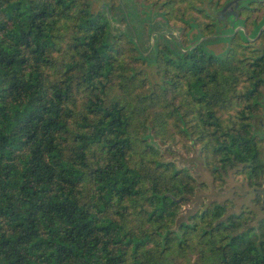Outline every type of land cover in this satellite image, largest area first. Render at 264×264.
<instances>
[{"label":"trees","instance_id":"obj_1","mask_svg":"<svg viewBox=\"0 0 264 264\" xmlns=\"http://www.w3.org/2000/svg\"><path fill=\"white\" fill-rule=\"evenodd\" d=\"M127 2L0 0V264H264V215L219 200L220 168H261L244 111L264 57L223 117L235 56Z\"/></svg>","mask_w":264,"mask_h":264},{"label":"rangeland","instance_id":"obj_2","mask_svg":"<svg viewBox=\"0 0 264 264\" xmlns=\"http://www.w3.org/2000/svg\"><path fill=\"white\" fill-rule=\"evenodd\" d=\"M141 1H154L159 5V8H163L166 10L167 19L169 21L170 29L166 30L171 32L174 35H177L179 38H185V32L188 29L187 21L196 22L198 24L199 30L204 31V36L201 39H211L215 34L226 33L230 31L228 22H224L221 26H216L212 20V17L209 16L206 12L207 9L216 2L218 5H221L224 0H128L127 4H135L136 6H140ZM264 16V0L263 1H253L250 2L247 7H243L240 11L239 17L241 19L238 20V26L246 31L247 37L252 39L249 36L248 31L252 27L254 21L259 20ZM194 31V30H193ZM187 42H195L191 41V39L187 40ZM243 40L238 36H234L229 42H219L212 43L209 41L206 46L209 50L214 51L215 53H221L223 55H233L235 56V60H230L228 62H223L220 70H219V113L222 114L223 117H227L229 115L233 116L245 105V98H240V90L244 88L245 84L249 83L250 78L246 77V68L250 65L248 61L250 60V56L255 53L252 50L250 45H243ZM260 45L258 42L254 43V46ZM230 47L229 49H227ZM226 50L224 53H222ZM224 67H228L229 69L226 71ZM234 73L235 76L232 78V81L236 84L235 90L236 94L231 101L223 102L224 95L223 85H224V76L223 73ZM237 87V88H236ZM264 89V88H263ZM245 112V111H244ZM264 140V138H263ZM260 141V145H264V141ZM178 145L180 141H177ZM173 144V143H172ZM176 145V143H175ZM173 147V146H172ZM180 147V146H178ZM179 150H174V154L179 152L187 155V159H197L198 156L194 154L193 150H185L183 147L178 148ZM190 168L191 172L192 169ZM199 174V172L194 173V175ZM219 175L222 176V180L219 178V200L228 202V210H239V203H235L237 201V194L235 196L232 195V191L236 188L240 190H247L252 186L251 183H247L245 179V174L236 171L235 167L227 168L224 170L222 168L219 171ZM199 176V175H197ZM202 180V179H201ZM225 196H231V198L224 199ZM251 203V202H249ZM189 207L190 209L194 208V205H187L184 207V210ZM191 207V208H190Z\"/></svg>","mask_w":264,"mask_h":264},{"label":"flooded vegetation","instance_id":"obj_3","mask_svg":"<svg viewBox=\"0 0 264 264\" xmlns=\"http://www.w3.org/2000/svg\"><path fill=\"white\" fill-rule=\"evenodd\" d=\"M242 1L246 0H224L221 5H218L216 2H214L216 7H219L216 13L218 22L217 24H214L218 27L223 25L225 21L228 22L230 28L229 32L215 34L213 35V38L208 40L201 39L204 36V34H202L198 37L197 40H194V37L192 36L197 31V29L194 28L189 30L188 32H185L188 40L189 38H191L192 41H195L194 43L199 42L207 44L209 41H211L212 43H219L222 41L229 42L234 36L238 35L243 40V45H250L252 47V50L255 51V53L250 56L251 61L256 57H264V16L259 20L254 21L252 27L249 29L248 34L252 37V39H249L247 37L248 35L246 34V31L243 28L241 29L237 24L238 20L241 19L239 17V14L243 7H247L250 2L263 0H247V3L245 4H243ZM156 6L159 9V5ZM255 42H258L260 45L254 46ZM229 48L230 47H228L227 49ZM225 51L226 50H224L222 53H224ZM255 80V78H250L249 83H254L256 82ZM252 97L257 98L258 104L252 105L253 109H245V113H249V115L253 116L251 118V126L249 127L251 131L255 132V150L252 152V155H254L253 160L255 164L261 166V168H259L257 172L248 175V173L241 170L243 162L236 160H234V164H232L231 166L228 165L227 168L235 167L236 171H240L245 174L246 182L252 184V186L247 190L243 191L239 188H236L231 192V196H235L237 194V201L235 200V203H239V210L245 208L246 210L252 211L257 215H264V145L259 144L260 141L264 138V90L263 92H261V94H253ZM220 137L222 138V136ZM221 169L222 168H220V170ZM222 176L223 175H219L220 180L223 179ZM231 196H225L224 199H232Z\"/></svg>","mask_w":264,"mask_h":264}]
</instances>
